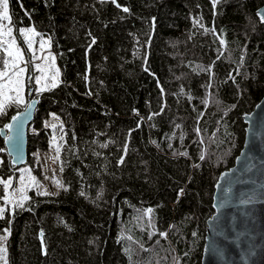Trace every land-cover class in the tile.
<instances>
[{
	"label": "trees",
	"instance_id": "trees-1",
	"mask_svg": "<svg viewBox=\"0 0 264 264\" xmlns=\"http://www.w3.org/2000/svg\"><path fill=\"white\" fill-rule=\"evenodd\" d=\"M121 4L155 20L146 63L151 80L138 87L121 80L115 70L121 63L119 40L131 19L121 21L124 17L111 3L9 0L13 35L19 39L20 29L32 28L48 37L61 76L56 87L32 94L38 103L28 127L35 133H27L25 166L38 173L30 153L47 152L45 123L51 115L61 120L64 141L59 153L62 190L54 196L30 191L23 208L0 219V235H8L7 264H200L206 221L213 213H202L203 193L167 171L139 137L133 144L145 165L139 184L124 176L112 182L99 174L85 176L79 149L92 156L106 154L116 119L135 125L143 118L153 127L151 85L165 77L177 112L171 129L152 137L151 145L202 171L198 188L213 194L218 177L234 165L242 148L241 117L264 95V24L255 16L264 0ZM134 51L130 38V58ZM3 58L0 53V67ZM33 80H26L32 93ZM21 111L10 104L0 116V131ZM0 161V179L14 176L17 169L1 138ZM161 198L176 204L165 208Z\"/></svg>",
	"mask_w": 264,
	"mask_h": 264
},
{
	"label": "rangeland",
	"instance_id": "rangeland-1",
	"mask_svg": "<svg viewBox=\"0 0 264 264\" xmlns=\"http://www.w3.org/2000/svg\"><path fill=\"white\" fill-rule=\"evenodd\" d=\"M102 2V0H100ZM133 1V0H132ZM156 0H152L154 2ZM104 3H111V0H103ZM123 0H117L120 4V8H117L115 4L111 3L116 9L121 12V21H130L126 25L123 35L119 40L118 52L120 64L115 66V70L118 77L130 84L133 87L146 84L150 82V76L146 69V63L149 58V48L151 42V36L154 29V17L153 16H140L134 13V10H130L127 6H123L121 3ZM128 8V12H124L123 8ZM126 21V22H127ZM132 21V22H131ZM7 24V22H5ZM32 29V28H31ZM35 31V30H34ZM36 33V32H35ZM33 36V47L37 50V55H43L47 57V60H35L30 64L31 74L33 77L44 75L47 80H41L40 84H36L34 93H40L39 90L44 84H51L52 82L60 83L61 76L60 70L57 65L54 53L51 49V43L48 37L43 35ZM13 37H15L13 35ZM132 38L135 41V51L133 58L129 57V39ZM5 40H10V37H4ZM17 44L22 49H27V45L24 43V38L19 35V39L15 37ZM41 42L45 43L43 50L39 48ZM7 46V45H5ZM0 53L4 55L2 49ZM31 52L25 51V58H31ZM3 58V59H4ZM40 64L43 68V73L35 70V65ZM28 66V67H29ZM52 87H49V89ZM151 116L153 117V127L149 126L148 120L139 118L136 124L126 119L114 120L113 126L109 133V146L107 153L104 155H89L82 147L79 149V164L82 173L85 176H93L99 174L105 181H114L118 176H124L129 179L131 183L139 184L141 177L145 172V165L142 164L136 158L133 144L137 142L138 137L142 141L143 145L149 151L150 154L154 155L160 164L169 171L174 177L183 182L186 185H192L196 187L198 193H203V196L199 197L201 203L202 213L204 215H210L213 212L211 207V191H205L204 189L198 188V183L201 180L203 172H196L193 166H189L187 161L183 157L170 158L165 155L158 153L155 148L151 145L150 139L157 136L160 132L169 131L172 127L173 117L177 112V108L173 104V92L166 83V78L162 80L154 79L151 85ZM31 90V89H29ZM28 88L25 87L23 96L25 103L20 104L19 107L22 111L27 107L28 104ZM233 92V91H232ZM234 93V92H233ZM36 99L34 95L31 97ZM37 100V99H36ZM15 105V104H14ZM157 114V115H154ZM46 125H48L46 127ZM45 127L49 130L50 140L47 152H39L38 150L30 153V157L34 159V168L38 167V173H35L34 169L23 166L18 168L15 175L10 177L13 183L9 189V192H15L14 196L10 197L12 203L4 201L3 196V185H0V207L5 209L4 216L6 213H10L14 208L13 203L22 199L23 196H28L30 191L41 193L47 192L49 195H56L62 187H58L56 181L61 182L60 177V166L59 159L54 161L57 156V147L61 148L64 141V132L62 128L61 120L51 115ZM29 133L33 134V129L28 130ZM60 153V151H59ZM123 158V163L119 161ZM148 168V167H147ZM28 171H25V170ZM20 177H23V182L20 181ZM32 177H35L33 182ZM8 180V179H5ZM23 189L18 191L17 189ZM179 198V195H177ZM174 200V197L172 198ZM176 199V198H175ZM170 202L161 198L164 207H174L176 204L174 201ZM167 202V203H166ZM171 207V208H172ZM3 236V235H0ZM8 238V235H7ZM5 248L6 241L0 242ZM0 264H7L6 252H0Z\"/></svg>",
	"mask_w": 264,
	"mask_h": 264
},
{
	"label": "water",
	"instance_id": "water-1",
	"mask_svg": "<svg viewBox=\"0 0 264 264\" xmlns=\"http://www.w3.org/2000/svg\"><path fill=\"white\" fill-rule=\"evenodd\" d=\"M255 16L264 24V6ZM31 97L29 90L28 104L35 103L16 115L19 120L13 129L0 131L6 155L16 169L25 166L28 158V127L38 103ZM241 120L243 145L234 165L214 185L213 213L206 221L200 264H264V95Z\"/></svg>",
	"mask_w": 264,
	"mask_h": 264
},
{
	"label": "snow or ice",
	"instance_id": "snow-or-ice-1",
	"mask_svg": "<svg viewBox=\"0 0 264 264\" xmlns=\"http://www.w3.org/2000/svg\"><path fill=\"white\" fill-rule=\"evenodd\" d=\"M103 2V0H102ZM111 3L115 4L117 8H120V4L117 3V0H111ZM213 3H216V0H213ZM9 0H0V49L3 50L5 53V58L2 60V67H0V116L6 115V109L10 104H15L19 106L20 104H24V90L26 87V80H35L36 84H40L41 80H47V77L44 75L32 77L29 75V65L32 64L35 60H47L46 56L37 55V50L33 47V36L37 35L34 31V29L28 28V29H20L19 35L24 38V43L27 45V49H22L18 46L17 41L15 37H13V29L10 26L11 25V16L9 14V8H8ZM124 12H128V8L122 9ZM7 22V24L5 23ZM205 31H208V29H205ZM4 37H10V40H5ZM95 43V41H93ZM224 42L221 40V44ZM7 45V46H5ZM45 47V43L41 42L39 44V48L43 50ZM25 51L31 52V58L26 59L25 58ZM35 70L43 73V68L40 64L35 65ZM148 69L146 68L145 71ZM57 82H52L49 84H44L39 89L41 92L48 90L49 87H56ZM27 104L26 111L28 109H31L33 107V104ZM157 115V114H154ZM151 119V117H149ZM19 120L18 116H13L12 121L13 123L5 125L9 131L13 129V125L16 121ZM48 125H46L47 127ZM197 133L199 134V128L196 129ZM21 133L19 132V129H17V136L19 137ZM11 139V138H10ZM106 147V145H104ZM57 156L54 158V161L56 159H59V147L56 149ZM184 155V153H182ZM200 159H204V156L201 155ZM3 161H0V164H2ZM119 163H123V158L119 161ZM25 171H28L27 169ZM61 171L63 169L61 168ZM33 182L35 181V177H32ZM20 181L23 182V177H20ZM13 183L12 178H9L8 180L0 179V185H3V191L5 195L3 196V199L7 203H12V200L10 197L14 196L15 192H9V189ZM58 187H63L62 184H60L59 181L55 182ZM18 191H23V189H17ZM183 190H181L182 193ZM41 195H48L47 192H41L39 193ZM81 195H84L83 192H81ZM28 200V197L25 195L22 197L21 200L16 201L13 203V207H20L23 208L24 201ZM152 209H148V212L150 213ZM4 212L5 209L3 207H0V219L4 218ZM8 232V230H5ZM161 235H166L164 233H161ZM195 235V234H194ZM41 237H43V233H41ZM7 235L0 236V242L6 241ZM0 252H6V248L3 247V244L0 243Z\"/></svg>",
	"mask_w": 264,
	"mask_h": 264
},
{
	"label": "built area",
	"instance_id": "built-area-1",
	"mask_svg": "<svg viewBox=\"0 0 264 264\" xmlns=\"http://www.w3.org/2000/svg\"><path fill=\"white\" fill-rule=\"evenodd\" d=\"M6 128V127H5Z\"/></svg>",
	"mask_w": 264,
	"mask_h": 264
}]
</instances>
